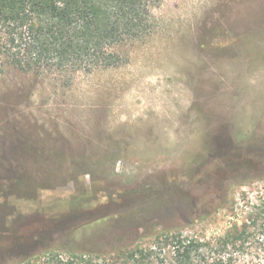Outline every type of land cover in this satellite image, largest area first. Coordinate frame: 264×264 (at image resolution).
<instances>
[{
	"label": "rangeland",
	"instance_id": "1",
	"mask_svg": "<svg viewBox=\"0 0 264 264\" xmlns=\"http://www.w3.org/2000/svg\"><path fill=\"white\" fill-rule=\"evenodd\" d=\"M154 16L116 67L0 55V264L189 220L185 235L219 236L264 201V0H163Z\"/></svg>",
	"mask_w": 264,
	"mask_h": 264
},
{
	"label": "trees",
	"instance_id": "2",
	"mask_svg": "<svg viewBox=\"0 0 264 264\" xmlns=\"http://www.w3.org/2000/svg\"><path fill=\"white\" fill-rule=\"evenodd\" d=\"M162 1L0 0V55H13L21 68L50 64L73 73L116 67L123 59L115 48L150 36ZM244 217L219 236L185 235L181 228L189 220L175 229L153 226L129 243L67 255L48 248L11 264H36L43 256V264H264V201L251 203Z\"/></svg>",
	"mask_w": 264,
	"mask_h": 264
}]
</instances>
